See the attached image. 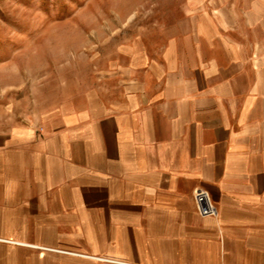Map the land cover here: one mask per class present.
Returning <instances> with one entry per match:
<instances>
[{
	"label": "crops",
	"instance_id": "1",
	"mask_svg": "<svg viewBox=\"0 0 264 264\" xmlns=\"http://www.w3.org/2000/svg\"><path fill=\"white\" fill-rule=\"evenodd\" d=\"M185 3L57 81L9 49L0 264H264V0Z\"/></svg>",
	"mask_w": 264,
	"mask_h": 264
},
{
	"label": "rangeland",
	"instance_id": "2",
	"mask_svg": "<svg viewBox=\"0 0 264 264\" xmlns=\"http://www.w3.org/2000/svg\"><path fill=\"white\" fill-rule=\"evenodd\" d=\"M185 2L0 0V48L7 49V54H4L6 59L0 57V67L8 64L9 54L16 50L20 53L27 49L28 54H33L32 72L28 79L24 77V80H15L10 77L8 69L0 70V91H4L11 80L18 83L28 81V85L30 81L39 84L42 79H47L46 74L50 81H57L64 72L67 73L75 66L79 68L78 62L85 68L89 64V55L96 52L105 54L108 48L106 42L113 34L136 32L116 29L122 22L134 21L150 25L155 21L171 20L176 11L185 7ZM145 32L147 36L154 33L150 30Z\"/></svg>",
	"mask_w": 264,
	"mask_h": 264
},
{
	"label": "built area",
	"instance_id": "3",
	"mask_svg": "<svg viewBox=\"0 0 264 264\" xmlns=\"http://www.w3.org/2000/svg\"><path fill=\"white\" fill-rule=\"evenodd\" d=\"M197 211L204 216L216 215L217 207L211 199L210 193L202 188H197L194 192Z\"/></svg>",
	"mask_w": 264,
	"mask_h": 264
}]
</instances>
